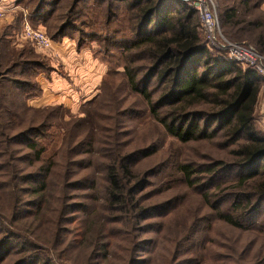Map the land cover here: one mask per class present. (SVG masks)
<instances>
[{
  "label": "trees",
  "instance_id": "obj_1",
  "mask_svg": "<svg viewBox=\"0 0 264 264\" xmlns=\"http://www.w3.org/2000/svg\"><path fill=\"white\" fill-rule=\"evenodd\" d=\"M64 2L38 0L31 10L32 24L47 23ZM91 2L102 28L93 26L99 24L97 19L86 17L88 7L83 5ZM263 2L234 0L221 14L230 38L245 39L248 42L242 43L253 45L261 53L263 19L251 20L245 14L252 8L260 10ZM67 4L62 16L58 15L61 22L49 34L53 40L68 35L76 37L78 50L95 41L105 42L108 50L116 49L122 55L128 87L145 102L152 121L183 145L212 144L206 146L209 151L205 157L199 154L161 163V167L166 165L162 170L160 164L151 170L136 169L141 159L160 151L161 144L131 149L120 139L125 132L122 121L131 116L129 109H114L125 119L104 127L111 132L109 140L99 146L104 152L96 151L95 157L84 161L78 158L86 152L81 147L94 142L66 137L59 150L65 146L67 155L58 151L56 156H45L46 146L40 139L55 126L49 121L57 116L59 107L26 106L27 88L32 83L25 74L38 69L50 71L52 67L26 60V49L11 47L12 58L4 70L0 61V190L2 197L11 198L3 202L9 216L0 218L6 223L0 258L18 250L30 257L15 264H35L39 258L41 264H117L118 260L120 264H147L149 258L143 262L140 252L144 250L141 233L150 224L148 220L164 218L154 225L157 235L149 241L153 243L159 232H164L163 239L171 234L176 213L183 220L175 225L181 231L172 240L171 264H182L185 246L191 243L198 247L194 264H201L206 248L204 231L215 229L216 223L264 237V220L260 223L253 218L264 205V135L253 124L263 77L249 66L242 68L225 53L210 50L203 31H199L197 12L185 1L68 0ZM123 20L125 35L120 27L108 29ZM8 27L10 31L0 33V43H10L15 25ZM138 61L143 63L137 65ZM150 80H154L152 86H148ZM11 103L20 106L10 107ZM21 107L25 114L30 113L26 119L19 118ZM86 116L90 113L75 117L72 127L86 122ZM77 168L88 171L80 174ZM231 172L233 177H228ZM160 174V182L168 176L167 182L183 188L184 194L145 204L150 198L144 193L148 177ZM214 180L223 181L212 191L208 188ZM80 190L90 192L77 193ZM186 193L197 195L201 201L187 216L181 213ZM81 197L83 206L76 201ZM225 198L230 201L223 207L229 200ZM204 205L212 212L209 216ZM164 208L170 209L167 215H161ZM78 211L82 217L75 215ZM72 219L77 221L76 229L70 230L67 226L75 221ZM71 249L75 255H66ZM221 260L218 257V264Z\"/></svg>",
  "mask_w": 264,
  "mask_h": 264
},
{
  "label": "rangeland",
  "instance_id": "obj_2",
  "mask_svg": "<svg viewBox=\"0 0 264 264\" xmlns=\"http://www.w3.org/2000/svg\"><path fill=\"white\" fill-rule=\"evenodd\" d=\"M18 1L19 0H0V4L3 3L4 6H12V10L6 13L4 18H0V33L3 32V30L7 31L6 29H9L8 26L15 25V30L12 29L13 37L8 40L10 41V43H0V61L2 64V69L4 70L5 66L8 65L10 59L12 58L11 47H15L17 49H26L27 54L26 56H24L26 60H37L42 62L43 64L47 63L52 67V70L50 71H47L45 69H38L36 73L34 72L35 74L31 71H27L25 74L27 77L26 79H29L30 83H32L30 84L31 87L27 88L28 98L25 102L26 106L33 109L42 108L45 106H52L53 109L59 107V109L56 111L57 116H55V118H50L49 121L50 124L53 123L55 126H50L48 130L49 135L47 134L46 138L40 139L41 142L46 146L45 156H50L52 154H55L52 156H56L58 151L67 155L68 151L65 150V146L63 147L64 149L59 150L62 141L67 140L65 139L66 137L72 141H77L79 139H91L94 142L95 145L92 144L91 146L81 147L86 152H83L78 158L84 159V161L89 158L95 157L98 154L96 151H99L101 153L104 152L105 148H100L99 150V146H103L101 142H107L111 134V132L107 129L105 130L104 127H107V125H111L114 122L113 120L118 119V122L119 120L125 119L121 118V115H116L113 110L129 109V114L131 116L126 117L125 122L122 121V124H124L123 127L125 128V132L120 135V139L126 141L125 143H129V147L131 149H141L156 143L161 144L160 151L158 150L155 155L141 159V163L139 165L137 164L136 169L139 168L142 170H151V168L156 167L159 164L161 167V163L165 164L166 162H168L169 164L170 161L175 159H185L191 157L196 158L199 154L202 155V157H205L204 155L209 151L206 146H209L211 142H204V144L202 145L198 143L183 145L177 139L166 134L159 124H157L155 121H152L149 114L145 110V102L137 93H134L129 89L126 77L122 72V55L116 49L107 46L111 48L110 50H108L104 47L107 45L105 42H100L101 44H99L97 41L92 42V44H90L89 46L84 47L87 50V55L90 58L85 62V67L83 69H79L78 67L81 66L80 63H84V60H82V58H76V46L72 47L71 49V51H73V57L75 58L70 61L69 59H65L63 61L59 58H55L53 56V52L41 50L37 48L31 41L21 39L18 34L20 32L22 20L25 17L28 18L31 22L33 21L30 16L31 10L38 0ZM213 1L215 3V10L221 33L230 41L243 42L244 40L248 42L245 39L230 38L226 34L225 27L222 23V8H224L225 6H230L232 3H234V0ZM67 2L68 0H65V2L61 4V7L56 10L54 16L47 23H42L41 27L44 29L48 36L49 34L53 33V31H55V28L58 25L57 23H59V21L61 22V19H59V17L62 16L61 14L69 6ZM91 3L83 5L85 7H88L87 11L89 12V14L86 17H88L87 19H90V17H93V19H97L99 21V24L96 23L93 26L102 28L100 25L102 21L101 19H99V17H97L96 11L93 7L94 3ZM236 3L238 4L239 2ZM241 9L242 6L240 5L239 10ZM249 11V14H245L248 19L255 20L259 18L263 19L264 22V2L260 5V10L252 8ZM195 17L197 18L199 24V31L202 32L200 19L197 14L195 15ZM82 19L86 18L82 17ZM125 24L126 23L124 20L123 22H116L113 23L111 27L109 26L108 29L113 30L120 27L119 29L125 35L127 31H123L121 29L122 27H125ZM10 30L11 29H9L8 31ZM53 41L55 45L57 42L56 40ZM250 44L252 45V43ZM254 49L257 50L256 48ZM221 53L224 54V52ZM261 54L264 55V53ZM142 63V61H138L137 65ZM240 66L242 68L246 67L242 64ZM90 71L94 72L90 73ZM9 75L10 74H8L7 76ZM91 75L95 76V78L93 77V80L91 78ZM53 77L61 80L60 84L56 87V89H54V91L51 88L55 83V80H51L53 79ZM153 83L154 80H150L148 86H152ZM89 101L90 104H87V102ZM9 106L19 107L20 105L18 103H11L9 104ZM83 112L90 113L89 117L86 116V122L83 121L80 125L72 127L71 121L74 120L77 116H84ZM20 113L21 116H19V118L21 119H26V117H28V115L30 114L28 112L27 114H25V111L22 107L20 109ZM253 117V124L255 129L258 131V133L264 135V81H262L260 84L258 100ZM89 125H91V127H89ZM227 150L228 148L224 149L223 152L226 153ZM79 165H84V163H81ZM165 168L166 165H163L160 170ZM77 169L78 173L80 174L88 171L81 170V168ZM162 174L158 175L157 177H148L147 182L149 184L145 186L144 193H147L150 198L145 202V204H152L155 201H162L166 197H170L172 199V197H174L176 193L184 194L183 188H181L180 186H176L175 183L167 182L168 176H165L164 181L160 182L159 180ZM233 174L234 172L228 173V177H233ZM221 181L223 180H214V183L210 185L208 189L212 190L213 187L221 183ZM169 185L171 186L170 188H165ZM87 192L84 190L77 191V193L79 194ZM1 193L2 190H0V218L2 217L1 215L7 217L9 216L10 213L7 208L8 206L3 202L6 200H11L10 197H2ZM225 199L229 200H225V202L222 204L223 207L228 205L230 201V198ZM76 201L83 206L82 202H80L84 201L83 197L77 199ZM200 202L201 201L199 200L197 195L186 193V198L183 201V206L185 205V209L182 210V215L184 214L187 216L190 211L193 212V208ZM86 203H89V205L91 204V202H88V200L86 201ZM206 208L204 205V212L206 211V215L209 216L212 212L210 210H207L208 208ZM160 211L163 213L161 215H167L170 209L164 208V210ZM177 214L178 213L174 215V225L169 229V233L171 234H168L167 238L163 239L162 235L164 234V232H159L161 234H159L157 242L154 241L155 244L154 242H149L157 235L156 232L153 231L157 229V227H155L154 225H156L157 222L163 220L164 218H162V216H159L148 220V223L150 224L147 226L145 231L141 233V238L143 239L144 243V246L142 247H144V250L140 252V255L143 259V262L149 258L147 264H171V253L174 247L172 240L174 239V237H177L176 234H179L181 231L180 227H176L175 225L177 222H181L183 220L180 219L181 216ZM75 215L82 217L83 214L82 212L78 211ZM76 216L73 217L75 218ZM253 218H255L260 223L264 220V205L259 209V212L253 214ZM74 222H70L68 224V229H76L75 226L77 221L75 220ZM5 224L0 222V241L6 234V232L4 231ZM204 235L205 236H203L202 240L206 242V248H204L202 252V257L204 259L201 264H218V257L222 259L221 264H264V237L254 232L240 231L229 226L227 227L216 223L215 229L207 231L205 230ZM17 244L18 242L15 243V245ZM193 244L194 243H191L190 245L185 246L186 254H184L183 256V260L181 262L182 264H194L196 262V260L194 261L193 259H195L194 253L198 251V247L193 246ZM65 254L74 256L75 250L71 249ZM26 255V252L21 253L18 250L11 251L10 253L5 254L2 258H0V264H15L18 260L24 257H30ZM41 262V258H39V260H35V264H41ZM117 264H120L119 260L117 261Z\"/></svg>",
  "mask_w": 264,
  "mask_h": 264
},
{
  "label": "built area",
  "instance_id": "obj_3",
  "mask_svg": "<svg viewBox=\"0 0 264 264\" xmlns=\"http://www.w3.org/2000/svg\"><path fill=\"white\" fill-rule=\"evenodd\" d=\"M183 1L197 12L206 45L210 50L224 52L230 60L253 68L264 79V55L242 42L230 41L221 33L213 0ZM11 10L12 6L0 4V18H4L6 13ZM18 36L31 41L37 48L44 51H52L55 46L54 41L41 26L33 25L25 17L22 20Z\"/></svg>",
  "mask_w": 264,
  "mask_h": 264
},
{
  "label": "crops",
  "instance_id": "obj_4",
  "mask_svg": "<svg viewBox=\"0 0 264 264\" xmlns=\"http://www.w3.org/2000/svg\"><path fill=\"white\" fill-rule=\"evenodd\" d=\"M3 4V3H1ZM57 43L55 44L54 46V49L51 51L53 52V56L55 58H59L61 60H65V59H69L72 60L73 58V51H71L72 47H75L76 46V37L74 36H64V37H61L59 38V40L56 41ZM77 53H75L77 55L76 58H82V60H84L83 62L84 63H80L81 66H79L78 68L79 69H83L85 67V62L90 58L88 55H87V50L85 48H82V49H79V50H75ZM54 69V68H53ZM94 71H90V73H93ZM93 77L95 78L94 75H91V78L93 80ZM56 77H53V79L51 80H55L54 82V86L51 87L54 91V89H56V87L60 84L61 80H59L58 78ZM57 92V91H55ZM74 102V101H73Z\"/></svg>",
  "mask_w": 264,
  "mask_h": 264
}]
</instances>
